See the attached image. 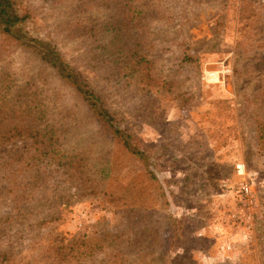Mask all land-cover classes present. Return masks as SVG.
Segmentation results:
<instances>
[{
  "label": "rangeland",
  "instance_id": "374dc122",
  "mask_svg": "<svg viewBox=\"0 0 264 264\" xmlns=\"http://www.w3.org/2000/svg\"><path fill=\"white\" fill-rule=\"evenodd\" d=\"M15 1L0 78L30 81L74 159L0 144V264H264V0Z\"/></svg>",
  "mask_w": 264,
  "mask_h": 264
},
{
  "label": "trees",
  "instance_id": "16d2710c",
  "mask_svg": "<svg viewBox=\"0 0 264 264\" xmlns=\"http://www.w3.org/2000/svg\"><path fill=\"white\" fill-rule=\"evenodd\" d=\"M25 19V14H22L17 9V3L15 0H0V30L4 33L12 34L18 27L17 25ZM105 24H101L103 30L108 31L109 41L107 43L110 46L107 49L108 53H114L115 51L121 52L122 48H119L121 44L117 41L121 40L120 25L116 24L112 20L104 21ZM17 39V37H15ZM27 44L29 47L39 49L41 58L49 64L58 76L62 79L69 80L76 85V75L70 70L69 66L62 60L57 51L49 45L48 42L39 41ZM118 48V49H116ZM131 57V56H130ZM120 57H114L113 60L116 64H119ZM131 62L132 59H130ZM135 62V61H134ZM139 62L138 60L136 61ZM136 63V64H137ZM10 79V80H8ZM23 85L16 84L10 77L0 78V144L12 137L22 135L24 132L33 133L34 137L38 138L45 143V152H52L58 161L63 158H69V163L72 162L74 156H70L67 150L63 147L61 142V134L53 128V124L46 121V111L44 108L43 100L40 95L36 94V89L31 87L30 81H25ZM77 90L83 94L85 100L91 107L97 106V96L92 91L83 90L80 86H76ZM107 118L105 122L108 125V130L114 133L113 136L117 138V142L126 150L132 151V154L138 155L141 152L139 149H132L128 144L125 136H118V130L112 127V116L108 112L102 113ZM45 121V123H44ZM117 136V137H116ZM124 136V137H123ZM82 159L75 162L77 166L82 164ZM83 165V164H82Z\"/></svg>",
  "mask_w": 264,
  "mask_h": 264
}]
</instances>
